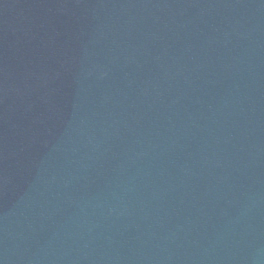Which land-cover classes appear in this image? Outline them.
<instances>
[{"label": "water", "instance_id": "95a60500", "mask_svg": "<svg viewBox=\"0 0 264 264\" xmlns=\"http://www.w3.org/2000/svg\"><path fill=\"white\" fill-rule=\"evenodd\" d=\"M0 264H264V0H0Z\"/></svg>", "mask_w": 264, "mask_h": 264}]
</instances>
